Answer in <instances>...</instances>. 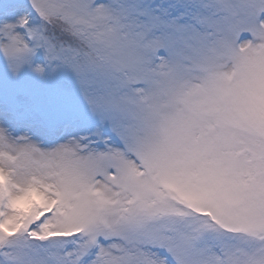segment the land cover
<instances>
[{
	"label": "snow or ice",
	"instance_id": "snow-or-ice-1",
	"mask_svg": "<svg viewBox=\"0 0 264 264\" xmlns=\"http://www.w3.org/2000/svg\"><path fill=\"white\" fill-rule=\"evenodd\" d=\"M0 264H264V0H0Z\"/></svg>",
	"mask_w": 264,
	"mask_h": 264
}]
</instances>
